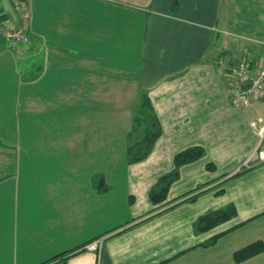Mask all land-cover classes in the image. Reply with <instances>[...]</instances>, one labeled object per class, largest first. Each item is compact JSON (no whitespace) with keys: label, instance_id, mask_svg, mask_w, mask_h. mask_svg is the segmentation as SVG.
I'll return each instance as SVG.
<instances>
[{"label":"crops","instance_id":"crops-1","mask_svg":"<svg viewBox=\"0 0 264 264\" xmlns=\"http://www.w3.org/2000/svg\"><path fill=\"white\" fill-rule=\"evenodd\" d=\"M25 1L24 40L16 50L0 44V264H264V160L237 170L264 144V91L230 106L218 63L264 62V0ZM0 17L17 25L9 0ZM143 98L169 163L190 146L208 162L233 159L205 179L190 172L198 158L178 165L184 180L168 209L135 178L98 179L92 158L93 107L108 114V104ZM110 114L134 132L132 109ZM199 191L211 194L208 211L234 213L166 252L181 196ZM97 236V258L78 248ZM254 240L261 251L235 262L232 251Z\"/></svg>","mask_w":264,"mask_h":264},{"label":"rangeland","instance_id":"rangeland-1","mask_svg":"<svg viewBox=\"0 0 264 264\" xmlns=\"http://www.w3.org/2000/svg\"><path fill=\"white\" fill-rule=\"evenodd\" d=\"M264 66V62L260 64ZM108 114L104 113L106 111L105 106L102 105L101 107H93L94 116H93V132L94 133V145H95V152L92 155L93 162L95 164V168L98 172V179L108 180L110 182L116 181L122 178H135L137 181L136 186L140 189L143 184H146L148 188L156 183L158 179L166 173L167 170L171 167L173 168L172 158L171 163H169V149H162L158 146H155L153 143L150 146L149 150L147 151L146 155L139 158L138 160L128 161L127 155H125V148L127 144H131L132 142L138 140V138L144 133L143 129L145 126L144 118H139L137 124L134 126L133 133L131 135L126 136V131L124 125L125 121L111 117L110 113L113 112H121L124 111V108H129L134 111V115L139 113L140 103L139 99H134L133 103L129 104H108L107 106ZM124 107V108H123ZM132 107V108H131ZM101 108L103 109L102 115H96L100 113ZM97 110V112H96ZM64 121V118H62ZM132 124V121L129 122V125ZM134 125V124H133ZM104 130V131H102ZM63 126V133H67ZM65 146V144H64ZM210 146V145H209ZM208 145L205 147H209ZM6 152V150L0 147V153ZM255 155V154H254ZM91 158V159H92ZM200 157H198L199 159ZM206 158V157H205ZM230 158H221V159H211L209 162L205 159H197L198 161L191 166L190 172L193 173L194 176H197L198 179H205L206 177L210 176L211 173H216L220 171L223 166L229 165L230 162L233 160ZM256 158V157H255ZM242 164V163H241ZM200 169V172L196 173V169ZM240 170L243 169L241 165L239 166ZM205 171V172H204ZM181 176V178H180ZM168 180L167 177L161 181L159 180V185H163L165 180ZM184 180V176L181 174L178 177L170 181V183L166 187L169 188V192L167 196L164 195L162 200V205L166 204L165 208L168 209L167 204H175L174 200L169 199L171 192L175 189V184L182 182ZM177 181V182H176ZM176 182V183H175ZM175 183V184H173ZM173 184V185H172ZM169 186V187H168ZM175 187V188H174ZM215 188V187H214ZM148 190V189H147ZM210 191V190H209ZM203 192V191H202ZM201 191L195 193H187L184 196H181V204H183L178 212L175 213L176 221L178 220V228L176 232L173 233L172 237L176 241L175 245H171L170 241L167 240L166 245L164 246L169 252L178 245L183 243L186 245L190 241L197 238L199 232H195L192 230V223L189 220H193L194 218L198 217L200 214L208 211L206 209L208 207V202L212 200L211 194L216 195L219 191H213V193H208L207 195H201ZM143 194V192H141ZM143 197V196H142ZM166 197H168L166 199ZM136 200L141 201V194L138 196L136 195ZM164 208V209H165ZM172 218L170 213H166L161 220H167ZM191 223V224H189ZM189 225V226H188ZM251 234V232H249ZM171 237V238H172ZM162 251L164 248L160 247ZM164 254V253H163ZM156 252L153 253L155 257ZM178 258H170L167 264H180ZM98 264L97 260L94 262ZM164 264V263H163Z\"/></svg>","mask_w":264,"mask_h":264},{"label":"built area","instance_id":"built-area-1","mask_svg":"<svg viewBox=\"0 0 264 264\" xmlns=\"http://www.w3.org/2000/svg\"><path fill=\"white\" fill-rule=\"evenodd\" d=\"M9 2L17 13L18 23L15 27H12L4 19L0 18V44L10 50H16L17 46L24 40L27 32L29 22L28 7L25 0H9ZM218 63L226 70L227 79L229 80L226 92L230 106L243 108L248 105L249 100L264 91V66L257 62H251L246 57H240V59L233 61L227 58H220ZM254 150L256 158L251 160L250 156L246 157L241 164L243 169L253 163L264 160V144L262 146L256 145ZM102 241L103 236H97L78 248L92 251L97 258Z\"/></svg>","mask_w":264,"mask_h":264},{"label":"trees","instance_id":"trees-1","mask_svg":"<svg viewBox=\"0 0 264 264\" xmlns=\"http://www.w3.org/2000/svg\"><path fill=\"white\" fill-rule=\"evenodd\" d=\"M1 18V17H0ZM141 111L134 116L133 120L135 123L139 120V118H144L147 120L144 126V133L138 138V140L132 142L127 145L125 150V155H127L128 161L138 160L139 158L146 155L150 146L152 145V141L159 135L160 130L156 119L153 114L150 112V107L146 98H143L140 103ZM145 120V121H146ZM202 149L200 146H190L185 147L182 150H179L174 153L172 156L173 168L163 173V175L156 181L154 185L148 188L147 198L151 204L162 202L164 195L166 193V187L176 176L177 166L186 163L191 160L197 159L202 155ZM164 177H167L163 185H159V180H163ZM234 213V210L231 206L227 205L223 208L212 209L211 211H206L196 217L192 223V230L195 232H201L211 228L213 225L224 221V219L228 218ZM263 244L259 240H254L248 242V244L238 247L233 250L231 253V257L235 262L241 261L243 259L248 258L250 255H253L259 251H261ZM61 264V263H60Z\"/></svg>","mask_w":264,"mask_h":264}]
</instances>
